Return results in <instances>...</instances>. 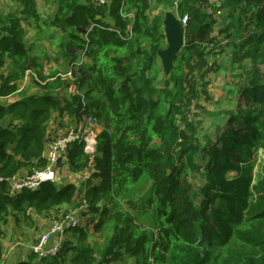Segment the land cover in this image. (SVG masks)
Masks as SVG:
<instances>
[{"label":"trees","instance_id":"obj_1","mask_svg":"<svg viewBox=\"0 0 264 264\" xmlns=\"http://www.w3.org/2000/svg\"><path fill=\"white\" fill-rule=\"evenodd\" d=\"M18 1L20 14L0 12L3 97L14 95L28 71L42 66L43 55L48 57L44 50L35 53L36 48L26 45L23 19L39 22L38 1ZM156 1L164 13L172 10L179 18L188 17L186 44L166 81L158 56L167 43L164 13L151 17V0H111L104 5L56 0L48 26L66 34V42L60 38L65 61L73 66L74 51L84 49L89 59L73 71L76 89L64 101L55 98L56 90L72 84L54 74V80L42 77L43 94L0 103V120L9 115L22 120L0 125V170L7 177L47 164L46 141L55 113L60 124L66 117L75 122L92 115L103 128L92 160L82 143L69 147L73 168L94 164L80 186L58 188L48 181L34 191L13 194L2 185L0 221L9 210L29 220L30 210L40 214L76 204L80 192H86L87 212L100 215L74 229L78 243L65 240L60 254L42 264H109L125 255L141 256L136 264H264V165L263 177L254 183L257 157L264 151V0L221 1L227 2L235 23L234 61L249 60L252 68L249 82L238 88V105L246 108L229 113L228 128H217L215 139L207 135L205 144L199 142L191 116L203 109L202 99H211L207 54L225 48L214 38L217 6L212 0ZM85 33L86 39L81 36ZM206 157L205 181L195 189L189 176ZM144 183L148 194L141 197L152 211L153 228L140 222L143 213L123 204L127 199L134 207L130 199ZM90 225L96 233L111 232L103 246L89 241ZM2 235L0 230V264ZM34 257L17 264H35Z\"/></svg>","mask_w":264,"mask_h":264},{"label":"rangeland","instance_id":"obj_2","mask_svg":"<svg viewBox=\"0 0 264 264\" xmlns=\"http://www.w3.org/2000/svg\"><path fill=\"white\" fill-rule=\"evenodd\" d=\"M37 1L41 10L39 22L36 23L33 18H24L23 25L26 29L27 45L36 48L35 53H40V51L44 50L48 54V57L43 55L41 61L42 66L33 67L26 74L23 81H20L19 90L14 95H11V97L8 99L0 101V103L2 102L4 104H8L14 102L15 100L32 96L33 94H43L44 89H42V86L46 82H42V74H48L49 72L53 74L52 72H55L56 74L60 75V77L70 80L71 84L72 80H74L69 72L71 65L65 61L62 49L60 48V45L62 44L60 38L66 42V34L48 26L49 21L56 13L57 2L56 0ZM152 1L153 4L152 8L150 9V16L152 17L154 15L163 14L164 7H161V5L156 2V0ZM221 1L222 0H212L214 5L217 6L216 19L218 21L214 25V38L220 40L225 48L223 51L217 52L211 50L207 54V60L209 62L208 68H211L209 74L207 75V80L209 81L207 90L211 93V99L207 100L203 97L204 99L200 101L203 109L199 111L195 108L198 110V113H193L191 116V119L194 120L198 126V139L202 144L206 143L208 138L207 135L210 138L215 139L217 136V128H219V130L221 129V132L228 128L229 113L246 108V106L240 108L238 105V88L249 82L248 75L251 74L252 68V63L249 60H244L241 63L234 61L233 53L236 49L234 41H238L236 35H234L235 23L233 19L229 17L230 8L227 6V2ZM19 6L20 2L18 0H0V12L2 13L12 11L20 14L18 8ZM209 10L211 11L212 8ZM221 29H226V31L222 32ZM84 35L81 34L82 37ZM227 43H229V45H226ZM166 46L167 43L164 45V47L166 48ZM78 52L79 53H74L75 62L81 60L82 58V50ZM87 61H89V59H87ZM160 66L162 68L161 63ZM73 69H76V65H73ZM166 77L169 76H166V74L164 76L161 73V79L165 80ZM72 86L74 87V84H72ZM72 93L73 89H70V91L68 90V93L64 95L71 96ZM80 94H84L83 91L80 90ZM62 98L64 99V97ZM10 120H15L16 122L22 121L17 115H11L3 120H0V125L8 123ZM64 122L66 123L60 124L58 114H54L49 124L51 136L63 134L66 129L69 128L67 123H71V120L66 117ZM72 122L74 123V121ZM207 160L208 158L206 157V159L201 162L200 166H195L189 176V180L195 189L198 186H201L205 181L204 164ZM263 165L264 151L261 150L260 155L257 157L254 183H257L263 177ZM93 170L94 164L90 162L85 168V172L83 174L82 172H79L80 175H83V179H77L76 181L79 186L87 181ZM94 182L98 183L100 182V179H95ZM142 186L143 190L138 191L137 189L136 194L130 199L133 204H135L134 207L131 208L132 204H128L127 199L123 200V204L127 209L132 211L136 210L137 213H143V218L147 219L148 221L140 219V222H142L144 225H147L149 228H153V226H155V222L151 219L152 211L149 208L148 203L141 197L148 194L144 192L147 183H144ZM197 198L198 197H196V199ZM197 200L199 201V199ZM81 203L82 193L80 192L77 195L76 204H70L68 207L61 206L58 209L52 210L51 213L45 212V214H43L44 212L39 214L37 212L35 213L34 211H30L29 220L24 215H17L15 212L9 210L4 218L0 221V230L3 233L1 237L2 247L6 250L4 252L5 255H9L7 260L14 264L21 258H28L30 255V248H32V246L35 244L40 234H42L48 227L46 223H50L52 220L60 217L62 214L67 215L69 213H75V215L79 216L80 222L76 227H74V229L84 226L88 222V219L90 218L88 216L90 215H88L86 210H81V208H78ZM64 208L65 210H63ZM91 216H93L96 221L100 218V215L96 213H91ZM89 230V241L98 247L103 246V242L107 235H110L111 233L110 231L96 233L94 231L95 229L93 225L89 226ZM67 239L72 240V243L79 242V238L72 235V230L66 234L65 240ZM140 259L141 256L125 255L123 259L112 261L109 264H136L137 260ZM33 262L35 264L40 263L39 259H34Z\"/></svg>","mask_w":264,"mask_h":264},{"label":"built area","instance_id":"obj_3","mask_svg":"<svg viewBox=\"0 0 264 264\" xmlns=\"http://www.w3.org/2000/svg\"><path fill=\"white\" fill-rule=\"evenodd\" d=\"M92 1L95 4L104 5L111 0ZM182 23L187 24V16L182 18ZM129 36H132V32L129 33ZM82 63L83 60L81 59L76 64L78 66ZM70 75H73L72 70ZM77 92L80 93L78 89ZM82 101L84 102L83 99ZM101 130L102 126L95 116L85 115L79 121L76 120L72 123L63 134H57L49 141L47 149L48 163L45 167L9 177H6L0 170V186L7 182L13 191L18 192L24 189H38L47 180L56 181L62 179V172L70 165L69 147L75 142L82 143L85 153L90 157H94L97 154L98 136ZM84 206H87L86 199H84L81 207ZM79 222L80 218L75 213L55 218L50 227L40 235L33 247L37 258L42 260L47 257L57 256L62 248L65 234L76 227Z\"/></svg>","mask_w":264,"mask_h":264},{"label":"water","instance_id":"obj_4","mask_svg":"<svg viewBox=\"0 0 264 264\" xmlns=\"http://www.w3.org/2000/svg\"><path fill=\"white\" fill-rule=\"evenodd\" d=\"M167 47L158 51L162 69L168 76L177 59L179 51L185 45V25H183L179 17L171 10L166 11L163 18Z\"/></svg>","mask_w":264,"mask_h":264},{"label":"clouds","instance_id":"obj_5","mask_svg":"<svg viewBox=\"0 0 264 264\" xmlns=\"http://www.w3.org/2000/svg\"><path fill=\"white\" fill-rule=\"evenodd\" d=\"M93 2V1H92ZM111 2V1H110ZM109 2V3H110ZM94 3V2H93ZM95 4V3H94ZM108 4V3H107ZM185 28H186V26H185ZM186 30V29H185ZM79 53V52H78ZM178 58V57H177ZM82 60H83V63L82 64H85L86 63V61L84 60V59H88V57H87V55H86V53H85V49L82 51V58H81ZM177 60V59H176ZM80 61V60H79ZM79 61H76L75 62V64L74 65H76V69L74 70L73 69V66H71V69L69 70V72L72 70V71H76V70H79L78 69V66H80V65H78L77 66V62H79ZM159 62L161 63V61H160V59H159ZM81 64V65H82ZM175 65V64H174ZM29 72V71H28ZM74 72H73V75H72V77H73V79L75 78V75H74ZM11 96V95H10ZM1 97H3V96H0V98ZM73 122H71L70 124H69V126L72 124ZM102 126V125H101ZM103 129V128H102ZM101 132H102V130H101ZM100 132V133H101ZM99 133V134H100ZM57 135V134H56ZM55 135H52L51 137H49L48 138V140L46 141V149H48V143H49V141L54 137ZM98 138H99V136H98ZM98 143H99V140H98ZM83 148H84V146H83ZM85 152V151H84ZM86 154V153H85ZM97 154H98V148H97ZM96 154V155H97ZM46 155H47V150H46ZM87 155V154H86ZM95 155V156H96ZM91 160L95 157H90L89 155H87ZM70 161V160H69ZM48 163V162H47ZM47 165V164H46ZM45 165V166H46ZM44 166V167H45ZM43 168V167H42ZM36 169H38V168H36ZM27 171H19L18 173H16V174H19V173H26ZM32 172V171H31ZM79 172H82V174L85 172V169H83V170H76L75 168H73L72 167V165H71V162H70V165H69V167H67L63 172H62V175H63V178L62 179H60V180H56V181H53V180H47V181H44V182H48V181H50V182H53L58 188H60V187H63V186H65V185H67V184H70V183H73V184H76V185H78V183L76 182L77 181V179H83V175H80V176H78V174H80ZM15 175V174H14ZM7 177V176H6ZM43 182V183H44ZM4 183H6L9 187H10V189H11V192H13V194H19V193H22V192H24L25 190H31V189H24V190H22V191H18V192H15V191H13L12 190V188H11V186L7 183V182H4ZM3 183V184H4ZM42 183V184H43ZM2 184V185H3ZM2 185L0 186V191H1V189H2ZM79 186V185H78ZM84 189H85V186H84ZM36 190V189H35ZM31 191H34V190H31ZM84 193H86V192H83V196H82V203L80 204V206L78 207V208H81V210H86L87 211V208L89 207V201H88V199L86 198V196L84 195ZM84 199H86L87 200V206H84V207H81L82 206V204L84 203ZM63 215V214H62ZM61 215V216H62ZM88 215H90V216H88V217H90V218H94L93 216H91V213L89 214L88 213ZM53 221V220H52ZM52 221H51V223H52ZM51 223H50V225H51ZM50 227V226H49ZM48 227V228H49ZM47 228V229H48ZM46 229V230H47ZM45 230V231H46ZM72 230V232H73V230H74V228H72V229H70L68 232H70ZM67 232V233H68ZM66 233V234H67ZM66 234H65V236H66ZM65 236H64V239H63V244H64V241H65ZM40 237V236H39ZM39 239V238H38ZM37 239V240H38ZM37 242V241H36ZM35 242V243H36ZM35 245V244H34ZM34 245H33V247H34ZM33 247H32V253L33 254H35L34 253V251H33ZM62 247H63V245H62ZM62 249V248H61ZM60 252H61V250H60ZM60 254V253H59ZM58 254V255H59ZM57 255V256H58ZM57 256H54V257H57ZM54 257H47V258H54ZM34 259H38L37 258V256H36V254H35V257H34ZM33 259V260H34ZM44 259H46V258H44ZM44 259H42V260H44ZM42 260H40L39 259V261H40V263L39 264H42Z\"/></svg>","mask_w":264,"mask_h":264},{"label":"crops","instance_id":"obj_6","mask_svg":"<svg viewBox=\"0 0 264 264\" xmlns=\"http://www.w3.org/2000/svg\"><path fill=\"white\" fill-rule=\"evenodd\" d=\"M152 1V0H151ZM157 2V1H156ZM152 4H153V1H152ZM20 7V6H19ZM18 7V8H19ZM152 8V7H151ZM12 12V11H11ZM29 18V17H28ZM27 18V19H28ZM52 28V27H51ZM84 35V34H83ZM87 36V34L85 33V35L83 36L85 39L87 38L86 37ZM26 45H27V39H26ZM28 46V45H27ZM74 53H78V51L76 52V51H74ZM85 61H87V59L85 60ZM9 67H10V62H9V60H8V64H7V66L5 67V71H8V69H9ZM70 69H71V67H70ZM69 69V70H70ZM53 74H51V72H49L48 74H42L41 75V78L42 77H44V76H46V77H49V78H51V80H54L55 79V77H54V74H56L55 72H52ZM58 75V74H57ZM62 78V77H61ZM62 79H66V78H62ZM70 81V80H69ZM71 82V81H70ZM19 88H20V86H19ZM70 89L72 90L73 89V92H74V90L76 89V86L74 85V87L73 86H71V87H68V88H64V90H56V93H55V98H57V99H59V100H61V101H64V99L62 98V97H66V96H70V95H64V94H67L68 93V90L70 91ZM9 97H11V96H6V97H1L0 98V101H3V100H6V99H8ZM2 103V102H1ZM2 104H4V103H2ZM9 104V103H8ZM9 116H11V115H9ZM9 116H7V117H9ZM7 117H5V118H7ZM4 118V119H5ZM3 120V119H2ZM11 121V120H10ZM71 122H72V120H71ZM7 124V123H6ZM2 125H5V124H2ZM49 137H51V135L49 136ZM70 204H63V205H60V207L61 206H69ZM60 207H58V208H60ZM57 208V209H58ZM53 210V209H52ZM51 210V211H52ZM63 210H65V208L63 209ZM30 211H33V210H30ZM30 211H29V213H30ZM51 211H49V212H46V213H51ZM35 212V211H34ZM36 213V212H35ZM43 214H45V212L43 213ZM20 217V216H19ZM51 223V222H50ZM50 223H46V225H48V227L50 226ZM47 227V228H48ZM46 228V229H47ZM45 229V230H46ZM44 230V231H45ZM41 235V234H40ZM5 246V245H4ZM6 247V246H5ZM33 247V246H32ZM6 250L5 249H3V254H4V259H3V262H2V264H12L10 261H8L7 260V258L9 257V255H5V252ZM33 253H32V248H30V255L28 256V258H21L20 260H18V262L19 261H22V260H27V259H29V257L32 255ZM18 262H15L14 264H17Z\"/></svg>","mask_w":264,"mask_h":264},{"label":"bare ground","instance_id":"obj_7","mask_svg":"<svg viewBox=\"0 0 264 264\" xmlns=\"http://www.w3.org/2000/svg\"><path fill=\"white\" fill-rule=\"evenodd\" d=\"M171 11H172V10H171ZM173 12H174V11H173ZM174 13H175V12H174ZM175 14H176V13H175ZM176 15H177V14H176ZM177 16H178V15H177ZM185 16H187V15H185ZM185 16H184V17H185ZM179 19H180V21H181V23H182V18H179ZM187 22H188V17H187ZM182 24H183V23H182ZM183 25H185V24H183ZM185 26H186V25H185ZM164 32H165V29H164ZM185 41H186V37H185ZM185 44H186V43H185ZM184 46H185V45H184ZM184 46H183V47H184ZM183 47H182V48H183ZM179 52H180V51H179ZM178 54H179V53H178ZM177 57H178V56H177ZM170 74H171V73H170ZM170 74H169V75H170ZM169 75H168V76H169Z\"/></svg>","mask_w":264,"mask_h":264}]
</instances>
